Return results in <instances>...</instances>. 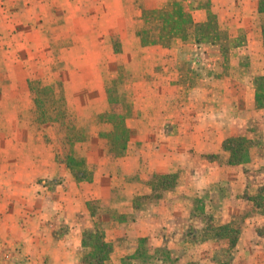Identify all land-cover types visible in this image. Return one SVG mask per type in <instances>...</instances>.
I'll return each instance as SVG.
<instances>
[{
	"label": "crops",
	"instance_id": "0c3cea01",
	"mask_svg": "<svg viewBox=\"0 0 264 264\" xmlns=\"http://www.w3.org/2000/svg\"><path fill=\"white\" fill-rule=\"evenodd\" d=\"M13 1L30 12L4 49L14 54L5 64L11 87H26L22 72L30 79L29 70L46 71L56 75L50 84H61L66 105L89 102L95 117L109 108L106 73L120 66L130 74L133 114L125 121L124 154L114 158L107 148L81 179L59 157L64 141L57 146L33 134L24 142L15 122L39 126L29 116L30 95L22 98L26 107L13 93L0 95L7 103L0 114V264H86L97 232L111 248L104 263L133 256L142 240L179 256L175 248H191L198 232L207 234L205 250L224 246L225 237L209 232L226 228L237 232L233 264H264V212L257 203L264 200V157L252 142L264 136V109L254 104V78L264 76L261 0ZM175 1L189 13L191 28L158 42L162 20L151 11ZM210 21L216 34L198 33ZM145 37L155 43H142ZM21 38L41 61H21ZM52 40L60 48L58 67ZM103 128L88 126L89 138L103 141ZM242 138L252 142L250 154L234 161L226 142ZM79 144L76 154L84 158ZM161 176L173 177L172 184L159 188L153 179Z\"/></svg>",
	"mask_w": 264,
	"mask_h": 264
},
{
	"label": "rangeland",
	"instance_id": "374dc122",
	"mask_svg": "<svg viewBox=\"0 0 264 264\" xmlns=\"http://www.w3.org/2000/svg\"><path fill=\"white\" fill-rule=\"evenodd\" d=\"M27 10L30 12V7L27 8L26 5H21L20 1H13V0H0V49L2 50L0 52V64L4 67H0V95L1 96H9L15 94L19 98H21V103L19 105L26 107V101H22L23 96L26 94H29L31 97V91L29 89V85L32 82H39L41 86L49 85L51 81L56 80V75L54 76H49V74L45 71H39L36 76L34 74H31L30 70L28 71L32 77L30 79L26 78L28 75L25 72H22L19 74V80H23L24 78L26 80V87L22 88V86H14L11 87L8 81V71L5 69V64L6 63H11L14 54H9L5 53L4 49L8 45H13L14 40L10 39L12 35H14L15 31H23V26H22V21L27 20L26 19V14L28 13ZM158 25V24H157ZM149 26V25H148ZM156 26V25H155ZM64 35L67 36V33L64 32ZM22 37H25V33L23 32ZM20 40V39H19ZM21 42L24 43V46H21L22 52L21 54V61L26 64V66L31 65L34 63L37 59L40 61L42 60L41 55H36V59L34 58L35 55L32 53V50H30V46L27 42L26 39L23 40L21 38ZM59 45L57 40H52L50 42V47L49 50L52 52L51 53V59L52 62L55 64L56 67L60 65L61 62V56L58 54L59 50ZM120 66L117 67L115 71H109L106 73V76L108 80L111 81L114 78H117L118 73H119ZM122 69V68H121ZM124 70V69H123ZM228 71V70H227ZM226 71V72H227ZM47 73V75H44ZM114 75L113 77H111ZM255 79V78H254ZM15 104V103H14ZM7 103L0 101V114L5 112V107ZM67 111L70 114L71 117L75 118L76 121L78 122L79 125L82 126H91L93 124L92 115H93V105L89 102H73V101H67ZM31 112V110H30ZM31 117V113L29 114ZM1 121V119H0ZM92 123V124H91ZM19 124V129L21 132V135H24L25 137L23 138L24 142L28 141L30 142L31 138L33 137V134H39L38 139L39 141H44V142H50L52 141L51 138L54 139L55 144L57 146H62L63 141H64V136L62 133L59 131V127L57 123H52L48 122L45 124H41L39 126H34L32 127L31 124H28V122L25 120L23 123H17ZM31 128H28V127ZM95 132V131H93ZM28 136H27V135ZM28 137V139H26ZM253 147H257L258 151L257 154L259 157L263 158L264 157V150H262V147L264 149V136L262 133H258L256 137L253 139ZM250 140H246L242 138L241 140H235L231 143H228V146L232 149H237L242 145V149L246 152V158H248L250 154V147L252 146L250 143H252ZM78 148L82 152V156H84L86 162H87V167L91 168L94 165L95 159L102 158L104 154L107 153V146L105 145V141L99 140L95 134L92 135L86 142L80 143ZM232 154H234V151H231ZM60 158H63L62 155ZM240 157V156H239ZM261 169H264V167H260ZM156 185L160 187H165L173 182V177H168L160 183L158 179L154 178L153 179ZM257 203H259V208L260 212H264V200L261 197ZM95 204H93V207ZM98 238L101 236L97 232ZM186 234L185 232H180L181 236H184ZM209 234L212 235L213 238L215 237H225L226 243L223 246H213L211 248H208L205 250L201 244L203 242V239L207 236L206 233L203 234V232H198L194 235V244L190 248H187L186 246L184 247H176L175 248V253L178 254L179 256H176L172 254V252L166 248V249H160V248H155L151 245H149V242L142 240L140 242V245L138 246L139 251L137 254L135 253L133 256L130 257H124V258H118L114 257L111 258L109 262H102L101 264H232L235 262L234 257L232 256L234 254L232 250V245L234 244V239L237 237V232L233 228H226L224 230H218L215 229L214 231L209 232ZM188 238H191V236L188 234ZM190 241L191 240H186ZM138 250V249H137ZM207 252L208 256H212V258H206L207 256L204 254ZM110 254V253H109ZM110 256V255H109ZM108 257V254H107Z\"/></svg>",
	"mask_w": 264,
	"mask_h": 264
},
{
	"label": "trees",
	"instance_id": "16d2710c",
	"mask_svg": "<svg viewBox=\"0 0 264 264\" xmlns=\"http://www.w3.org/2000/svg\"><path fill=\"white\" fill-rule=\"evenodd\" d=\"M258 11L264 13V0L259 3ZM152 17L162 20L160 38L162 42L168 36L177 34H186L191 28V18L181 2L175 1L159 11H151ZM212 18V17H211ZM201 35L216 34V25L212 21L201 25L196 29ZM264 38V25L262 27ZM144 44H154V41L147 37L142 39ZM264 45V44H263ZM130 78V74L123 69H119L117 78H114L107 87L108 111L96 115L92 121L96 125H102L104 128L99 132V138L105 141L109 154L118 158L121 157L126 149L129 140V130L125 121L133 114L131 102L132 92L125 83ZM31 91V120L35 124L41 125L48 122L57 123L59 131L64 135L63 160L71 170L73 175L85 179L87 176V166L85 158L79 157L75 151V145L84 143L88 140V127L81 126L76 119L71 117L67 111L63 88L60 83L41 86L39 82H31L29 85ZM254 104L255 108L264 109V76L254 79ZM241 140V139H237ZM234 139L226 143L233 142ZM241 147L231 149L232 160H247L246 152ZM240 156V157H239ZM162 183L165 177H157ZM90 251L85 255L86 264H101L107 259V254L111 248L107 244L100 243L97 235L90 236ZM138 250L136 251V254Z\"/></svg>",
	"mask_w": 264,
	"mask_h": 264
}]
</instances>
